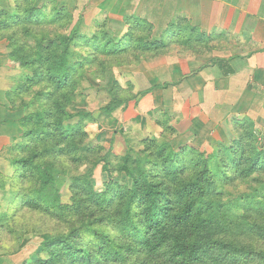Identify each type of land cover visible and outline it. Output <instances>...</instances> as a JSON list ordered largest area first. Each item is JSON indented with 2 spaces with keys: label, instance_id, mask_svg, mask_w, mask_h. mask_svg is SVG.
Returning <instances> with one entry per match:
<instances>
[{
  "label": "rangeland",
  "instance_id": "rangeland-1",
  "mask_svg": "<svg viewBox=\"0 0 264 264\" xmlns=\"http://www.w3.org/2000/svg\"><path fill=\"white\" fill-rule=\"evenodd\" d=\"M92 8L90 5L59 7L52 0L44 4L40 0H15L9 17L8 13L4 17L8 23V26L5 25L8 28L6 43L10 45L16 66L14 86L19 82L20 87L14 95L16 104L25 108L27 113L33 112L32 125L39 121L36 116L42 112L39 126H47L51 122L57 124L62 119L66 125L77 126L69 135L67 130H63L65 139L49 137L38 143L27 140L22 149H17L16 158L30 157L39 169L46 164L53 165L55 179L49 190L59 193L61 201L66 204L70 203L73 191H79V197H86L84 191L77 187V181L84 178L81 181L83 189L92 188L101 193L108 191L113 194L121 188H131L132 178L121 171L127 162L136 167V162L140 161L143 169H150L161 179L169 169L166 170V164L147 165V161L154 156L153 153L156 156L162 149L166 157L170 150L166 145L183 155L179 161L182 177L188 180L194 178L201 170L198 153L203 150L197 146V142L179 139L175 130L170 128L174 125L170 119L159 117L156 127L142 121L145 131L139 127L140 122H125V118L133 113L127 108L130 102L133 105L132 99L135 97L132 96L135 93L130 80L131 69L125 65L130 66L128 64H133L131 62H136L146 52L154 51L150 38L142 33L147 27L133 22L130 25L135 29L132 34H125L124 31L116 34L122 28L110 24L106 19L95 20ZM111 39H121L123 45L127 44V50L115 47ZM67 43H73V46L68 48ZM214 46V41L182 37L160 50L191 55L208 52ZM58 53L64 54L70 65V74L62 89L58 88L53 78L56 72L51 70ZM24 60L30 61V64H23ZM78 111H86V114L69 117ZM243 125L237 138H243V144L235 146V153L242 154V150H245L249 155L254 154L256 149L262 150L264 168V133L254 122ZM56 126L54 128H58ZM40 129L43 131L45 128ZM146 141H152V149L147 148ZM229 143L216 147L221 150L217 158L229 157L223 151H228ZM138 150L142 153L138 154ZM129 153L130 161L126 157ZM106 165L107 169L104 168ZM262 174L259 177L264 181V170ZM89 181L91 185L88 187ZM218 183L213 191L203 196L205 203L213 201L217 209L214 210L216 217L212 218V223L229 226V230L217 236V239L232 242L234 246H244L248 250L235 257L228 249L218 245L214 255L209 254V250L203 253L199 262L188 263L172 260L166 248L157 253L145 251L137 242L121 235L120 226H115V218L92 225L82 222L78 216L62 218L42 209L32 210L24 206V201L39 183L28 172L25 174L21 165H14L7 177H0V256L12 257L15 264H36L39 256L44 255V241L66 235L75 239L80 249L78 254L81 260L77 264H264V187L254 195L246 180L237 179L224 186L218 179ZM262 183L258 185L261 187ZM243 194L249 195H244L243 199ZM260 198L263 203L257 206L255 201ZM189 200L187 197L186 201ZM209 216L207 221L214 215ZM246 218L252 223L249 227L244 220ZM75 228L79 229L78 233ZM94 229L104 236L97 239ZM102 245L105 246L104 250L100 248ZM107 249H118L121 254H113L112 257L103 255ZM251 249L253 251L249 253Z\"/></svg>",
  "mask_w": 264,
  "mask_h": 264
},
{
  "label": "crops",
  "instance_id": "crops-1",
  "mask_svg": "<svg viewBox=\"0 0 264 264\" xmlns=\"http://www.w3.org/2000/svg\"><path fill=\"white\" fill-rule=\"evenodd\" d=\"M49 0H40L46 3ZM90 5L95 20H108L128 33L133 22H144L152 41L178 38L214 41L199 54L173 50L146 53L128 64L135 95L125 118L156 127L159 117L173 122L176 135L212 152L237 136L239 123L252 120L264 133V0H52ZM15 0H0V20L9 17ZM6 9V11H4ZM101 18V19H100ZM126 28V29H125ZM0 24V177L11 169L10 158L23 132L24 111L8 92L16 82V66ZM131 96V97H132ZM184 146L185 143L183 142ZM182 144V145H183ZM0 264H15L0 256Z\"/></svg>",
  "mask_w": 264,
  "mask_h": 264
},
{
  "label": "trees",
  "instance_id": "trees-1",
  "mask_svg": "<svg viewBox=\"0 0 264 264\" xmlns=\"http://www.w3.org/2000/svg\"><path fill=\"white\" fill-rule=\"evenodd\" d=\"M137 23H139V25H144L148 29L146 23L140 21ZM0 24L4 25L6 30L8 29L6 27L8 23L5 19L0 20ZM134 30L135 29L130 26L127 34L130 32L132 34ZM136 33L139 34L140 32ZM110 42L115 47H121L123 51L127 50V44L125 43V45H123L124 42L121 41V39L119 41L111 39ZM151 42L154 45V51L148 52L150 54L159 53L162 51L160 49H166L168 45L164 40H151ZM71 45L73 46V43H71ZM71 45L67 43L68 48L72 47ZM10 56L14 61V56H12L11 51ZM57 56L51 70L56 72L53 78L56 79L58 88L62 89L65 87L67 77L70 74V65L66 62L64 54L58 53ZM32 63L34 64V61H32ZM23 64L29 65L30 61L24 60ZM19 89V82H17L8 92V96L11 98L12 102H14V105L24 111L22 120L23 132L16 141L13 151L14 154L10 158L11 169L14 165H21L25 170V174L28 172L30 176L35 178L39 183V186L32 190V193H30L29 197L24 201V206L32 210L42 209L62 218H75L78 216L79 219L81 218L80 220H82V222L92 225L102 223L108 218H115V226H120L121 235L123 234L125 238L137 242L139 247L141 246L149 253H157L166 248L170 252L171 259L177 262H199L203 253L205 254V252L209 250V254L214 255L215 248L218 245H222L224 248L228 249V252L232 253L235 257L240 254L243 255L248 250L244 246H234L232 242L217 239V236L229 230V226L226 224L221 225L212 223V218L216 217L214 210L217 209L213 206V201L205 203L203 196L207 194L208 191L214 190V187L219 184L218 179L220 183L223 182L221 185L224 186L230 184L232 181L235 182L237 179L242 181L246 180L249 184V189L251 188L254 195L262 191L264 181L260 179L259 175L261 176L264 170L262 167L263 161H261V153H263V151H256L257 149L255 148L254 154L247 155L245 150H242V154H236L234 150L235 146L243 144V138L237 139L241 126L246 122L252 123L254 121L246 120L237 125L236 138L232 140V143H229L231 145L227 149L228 151L223 150L226 155H229L228 158H217L220 149L218 150L216 148L210 153H206L205 150L198 153V156L201 157V170L198 175L192 179L188 180L181 175L183 170L180 169L182 165H180L179 161L183 158V155L173 150L171 148L172 146L166 145L170 148L166 157L163 156L164 150L162 149L156 156L155 153L152 152L154 156L152 155L150 161H147V165L155 163L156 165L163 166V164H166V170L167 168L169 169L161 179H158V175L151 172L150 169H143L142 162H136V167H133L127 162L123 165L121 171H124L132 178L133 186L131 188H121L120 191H116L113 194L108 191L101 193L93 191L92 188L88 189L84 187L83 189L81 181H84V178L77 181L79 183L77 187L84 191L86 197H79V191H73L70 203L66 204L61 201L59 193H51L49 190V186L55 179L53 165L46 164L39 169L38 164L30 157L16 158L15 155L19 151H17V149H22V147L27 144V140L36 141L38 143L41 140L44 142V140H47V138L49 139V137H52V139L54 137L65 139L66 133L63 130H67L66 132L69 135L72 130L73 132L76 130L77 126L70 123L66 125L63 119L57 124L51 122L47 126H39L42 123V121H40L42 112L36 116V119L39 121L34 122L32 125L31 120L33 119V112L27 113L26 109L19 104L17 105L14 99V95L19 92ZM125 106L127 107V105ZM84 114H86V111H78L75 114H70L69 117H76ZM55 126L58 128H54ZM41 127L45 129L40 131L42 130L40 129ZM170 128H172V131L175 130L174 127ZM53 129H55V131H53ZM151 142L152 141H146V143H148L147 148L149 149L153 148ZM218 146L219 145L216 147L218 148ZM86 149L87 147L84 148V150ZM137 153L141 154L142 151L138 150ZM126 157L127 160L130 161L131 154ZM137 167L138 169L136 170ZM104 168L107 169V165L104 166ZM158 168H160V166ZM215 170H217L216 174H214ZM233 172L234 174L231 175ZM8 174L2 177H7ZM257 176L258 178H256ZM258 183H262L263 185L260 187ZM89 185H91L90 181L88 187ZM174 187L180 188L175 189ZM244 195L249 194H243L241 196L243 199ZM187 197L190 198L189 201H186ZM89 203L94 205H90ZM255 203L257 206H261L263 199L260 198L255 201ZM220 206L225 207V205L221 204ZM209 215L214 216L211 217L210 221H207V219L210 218ZM205 220L207 222H203ZM244 220L246 221L247 227L252 225L251 221L247 218ZM75 230V232L78 233L79 229L75 228ZM94 234L97 239H101V237L104 236L98 229H94ZM42 247L44 255L41 254L39 256L36 264H77L81 260V257H79L80 249L77 242L75 239L69 238L66 235L54 236L44 241ZM104 247L105 246L102 245L100 248L104 250ZM251 251H253V249L248 252L252 253ZM103 252V255H107L108 257H112L113 254L114 256L121 254L118 249H116V251L107 249ZM84 259H86V255H84ZM84 263H86V261Z\"/></svg>",
  "mask_w": 264,
  "mask_h": 264
}]
</instances>
